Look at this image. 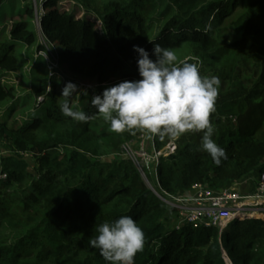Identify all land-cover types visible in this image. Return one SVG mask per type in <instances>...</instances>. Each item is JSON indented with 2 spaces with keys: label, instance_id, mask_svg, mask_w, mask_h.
Returning <instances> with one entry per match:
<instances>
[{
  "label": "trees",
  "instance_id": "1",
  "mask_svg": "<svg viewBox=\"0 0 264 264\" xmlns=\"http://www.w3.org/2000/svg\"><path fill=\"white\" fill-rule=\"evenodd\" d=\"M6 2L0 0V11ZM10 10L11 30L4 39L6 30L0 34V107L19 106L16 88L4 79L23 69L20 49L48 51L37 23L55 55L43 78L35 63L33 93L22 104L27 122L0 123V151L9 153L1 160L7 178L0 180V264H109L88 242L100 224L121 216L144 232L135 264H264V213L243 216L223 232L190 224L169 229L175 210L123 156L124 146L146 132H112L91 105L105 88L142 78L134 45L153 60L154 43L193 54L221 82L210 119L227 159L218 166L199 150L202 133L154 137L150 151L163 154L156 178L147 177L158 192L177 195L264 173V0H15ZM226 32L235 38L225 41ZM68 82L89 89L78 104L70 98L74 110L92 117L87 123L60 112Z\"/></svg>",
  "mask_w": 264,
  "mask_h": 264
},
{
  "label": "clouds",
  "instance_id": "2",
  "mask_svg": "<svg viewBox=\"0 0 264 264\" xmlns=\"http://www.w3.org/2000/svg\"><path fill=\"white\" fill-rule=\"evenodd\" d=\"M138 70L142 77L123 81L95 95L91 105L115 133L146 132L163 141L192 132L202 133L199 150L207 152L216 165L227 159L226 150L213 139L215 126L210 117L216 112V98L220 79L201 75L197 63L178 61L176 53L154 43L150 53L139 45ZM78 93V86L68 82L63 90L64 102L60 112L74 121L87 123L92 117L82 110H74L70 98ZM98 235L89 245L99 249L109 264H135V256L144 249L142 228L131 216L100 224Z\"/></svg>",
  "mask_w": 264,
  "mask_h": 264
},
{
  "label": "built area",
  "instance_id": "3",
  "mask_svg": "<svg viewBox=\"0 0 264 264\" xmlns=\"http://www.w3.org/2000/svg\"><path fill=\"white\" fill-rule=\"evenodd\" d=\"M187 61L197 63L199 68L202 66L199 59L192 58ZM43 100V98L39 99V101ZM140 138L142 139L137 145L142 150L143 154H139V157L142 158V156H147L145 152L147 136L142 135ZM150 138V142L153 144L154 136L151 135ZM151 144L150 147L154 148V145ZM129 145H133V143L128 144L127 148ZM175 151V146H169L166 152L174 154ZM151 152L152 155L147 157L157 168L163 153H157L154 149ZM165 156H168V154H165ZM136 158L134 157L135 161L132 160L138 167L141 164L139 159L137 158V161ZM1 160L0 153V180L7 178ZM138 168L143 172L142 168ZM245 185L249 186L250 189L247 192L242 190ZM160 190L161 192H158L153 188V192L175 210L174 215L180 221L179 227L190 224L195 228L211 227L223 232L229 225L234 224L243 216L264 213V173L233 182L230 186L221 190H213L203 184H196L190 190L177 195L169 194L162 187H160Z\"/></svg>",
  "mask_w": 264,
  "mask_h": 264
},
{
  "label": "rangeland",
  "instance_id": "4",
  "mask_svg": "<svg viewBox=\"0 0 264 264\" xmlns=\"http://www.w3.org/2000/svg\"><path fill=\"white\" fill-rule=\"evenodd\" d=\"M14 1L15 0H7L5 7H3V9H1V11H0V34L3 30H6L5 33L3 35H1L3 39L7 37L8 32H10V30H11L12 16H10L11 15L10 9H11V4ZM67 4L70 6V8L74 7V5H75L72 1H69ZM83 14H84V11L82 10V13L80 14V16H83ZM37 28H38V32H39V43L44 45L45 47H48V51H46L44 53L43 52L40 53L39 51H37L36 47H33L31 49L21 48L20 49L21 56L25 59V64H24L23 69L16 74L7 75V77L4 79L5 80L4 84H6L7 86L16 88L17 99L19 100V106L16 108L15 111H12V109H11L12 103H7L4 106L0 107V123H7L10 127L15 128V127L21 126L24 122H27V120H28L27 112L24 111V109H22V107H23L22 104H23V101L25 99H27L31 93H33V88H34L33 70L36 67L35 63L40 61V63H39L40 67H39V70L37 71V77L43 78L45 76L46 70H48V68H49L48 66H50L53 62V59L50 55L51 54L55 55V52L52 51L51 48L49 47L47 38L44 36L39 23H37ZM222 36H224L225 41H230L231 39L235 38V37H229L228 32L223 33ZM180 52H182V51H180ZM180 52H178V54H176L178 57V61H187V60H190L192 58L196 59V57L193 54H188L187 52H185V53H183V52L180 53ZM43 62H44V64H43ZM56 67H57V65H56ZM203 67H204V69H203ZM203 70H204V72H203ZM200 71H201V73L203 72V74H206L207 77L213 76V74L211 73V71L209 69V66L207 65V63L205 61H203L202 66L200 68ZM61 90H63V88H61ZM88 90H89L88 87H85L83 85L78 86V93L73 96V102L75 104L80 103L81 96ZM145 136H147L145 152H146L147 156H151L152 155V152L150 151L151 134L146 133ZM141 139L142 138H140L138 140V142ZM138 142H134L135 144L129 145L128 148H127V146H124V152L125 153L123 154V156L126 158H130L131 160L133 159L134 161H135L134 157L135 158L137 157L139 159L141 165H139L138 167L143 169V172H141V173L144 176V178L148 184V187L153 189L154 185L152 184L153 183L152 180L154 178H156L157 168L151 162V160L148 159L147 156H144V157L142 156V158L139 157V154L142 155L143 153H142L141 148L137 145ZM0 148H2V147H0ZM0 153H1V157L9 156V153H7L4 148L1 149ZM25 158L31 159V157H29V156H27ZM137 158H136V160H137ZM103 160L105 162H110L111 159L110 158H103ZM147 176H149V177L151 176L152 180H151V178H148ZM155 183L158 184V182H155ZM166 224H167V226H169L168 227L169 229H173V228L179 229V228L183 227V226L179 227L180 221L176 218V215L170 216L169 219L167 220Z\"/></svg>",
  "mask_w": 264,
  "mask_h": 264
},
{
  "label": "crops",
  "instance_id": "5",
  "mask_svg": "<svg viewBox=\"0 0 264 264\" xmlns=\"http://www.w3.org/2000/svg\"><path fill=\"white\" fill-rule=\"evenodd\" d=\"M242 190L247 192V191H249L250 189H249V186H246V185H245V186L242 188Z\"/></svg>",
  "mask_w": 264,
  "mask_h": 264
}]
</instances>
